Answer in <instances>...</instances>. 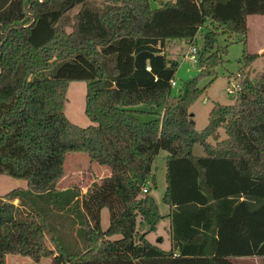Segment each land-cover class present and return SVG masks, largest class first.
I'll use <instances>...</instances> for the list:
<instances>
[{"label": "trees", "instance_id": "16d2710c", "mask_svg": "<svg viewBox=\"0 0 264 264\" xmlns=\"http://www.w3.org/2000/svg\"><path fill=\"white\" fill-rule=\"evenodd\" d=\"M250 15H264V0H164L156 9L150 0H0V175L28 183L0 196V264L8 255L52 264L264 257V73L257 81L243 73L235 103H215L201 132L190 113L206 92L199 79L214 76L227 54L222 38L244 43L245 67L260 57L246 48ZM178 40L198 47L200 74L173 95L179 62L166 48ZM73 81L87 82L88 127L64 113ZM161 150L170 250L147 239L164 218L151 194ZM73 152L111 175L85 193L59 188ZM51 200L77 214L80 250H67L49 227Z\"/></svg>", "mask_w": 264, "mask_h": 264}, {"label": "rangeland", "instance_id": "374dc122", "mask_svg": "<svg viewBox=\"0 0 264 264\" xmlns=\"http://www.w3.org/2000/svg\"><path fill=\"white\" fill-rule=\"evenodd\" d=\"M164 0H150L152 9L160 6ZM249 31L247 34V51L251 54H257L264 46V15L248 16ZM201 42L202 36L199 33L197 37ZM222 45L227 44V54L224 55L223 63L216 68L212 77L199 79L198 86L206 88V92L190 107V113L194 115L193 121L197 131L201 132L209 123V113L215 103L223 105H232L236 101L237 93H229V88L237 84L244 73L253 81H257L264 73V55L260 56L250 66L245 67L243 58L244 43L235 36L229 43L225 42V37L220 40ZM198 49V47L196 46ZM192 46L188 40H178L169 42L166 51L169 57L179 62V67L172 83V94L178 95L185 81L198 77L199 67L191 59ZM214 79L212 82L211 80ZM211 82V83H210ZM87 82L73 81L68 85L66 92V101L64 104V113L67 118L80 127L92 125V121L85 114ZM222 136H225L221 131ZM194 153L203 155V148L200 145L195 146ZM168 152L161 150L155 157L153 163V174L156 177L157 187L151 192L155 198L159 210L164 218L159 222L156 229L147 235L148 241L161 247L164 250H170L172 247L170 235V219L168 213L170 206L163 203L162 198L165 192L166 182V159ZM64 176L60 180L59 188L78 187L83 193L88 191L95 183L102 181L103 178L111 175L109 167L101 166L93 161L86 153L73 152L68 153L64 161ZM17 188H28V183L23 179H16L8 175H0V196H4ZM58 188V189H59ZM50 202V210L44 207V213L49 227L55 233L60 242L67 250L76 251L82 248V241L78 234L79 218L77 214L61 213L57 205ZM18 203V201H15ZM39 204V203H38ZM74 208V207H73ZM101 225L103 230H107L110 225V212L104 208L101 212ZM120 236H115L118 238ZM46 240L50 247L55 245L49 236ZM235 264H264V257H246L233 258ZM8 264H52L51 259H42L39 263L33 261L30 257L21 255H10Z\"/></svg>", "mask_w": 264, "mask_h": 264}, {"label": "built area", "instance_id": "2783aa9c", "mask_svg": "<svg viewBox=\"0 0 264 264\" xmlns=\"http://www.w3.org/2000/svg\"><path fill=\"white\" fill-rule=\"evenodd\" d=\"M190 53H191V56H190L191 61L194 64H197V48L196 47H192ZM147 69L150 70L149 67ZM240 89H241V85L237 81V84H235L234 86H232L231 88H229V93H234V92L237 93V91L240 90ZM144 192H147V189H144Z\"/></svg>", "mask_w": 264, "mask_h": 264}, {"label": "crops", "instance_id": "0c3cea01", "mask_svg": "<svg viewBox=\"0 0 264 264\" xmlns=\"http://www.w3.org/2000/svg\"><path fill=\"white\" fill-rule=\"evenodd\" d=\"M257 54H259L260 56H263V55H264V46L261 47V49L259 50V52H257ZM170 212H171V209H170L169 213H170ZM169 213H168V214H169ZM170 235H171V234H170ZM9 256H10V255L7 256L6 264H8Z\"/></svg>", "mask_w": 264, "mask_h": 264}, {"label": "water", "instance_id": "95a60500", "mask_svg": "<svg viewBox=\"0 0 264 264\" xmlns=\"http://www.w3.org/2000/svg\"><path fill=\"white\" fill-rule=\"evenodd\" d=\"M43 1V0H42ZM192 122H194L193 120H192Z\"/></svg>", "mask_w": 264, "mask_h": 264}]
</instances>
